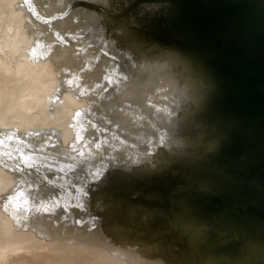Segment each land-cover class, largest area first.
I'll list each match as a JSON object with an SVG mask.
<instances>
[{"label":"water","instance_id":"1","mask_svg":"<svg viewBox=\"0 0 264 264\" xmlns=\"http://www.w3.org/2000/svg\"><path fill=\"white\" fill-rule=\"evenodd\" d=\"M0 264H264V0H0Z\"/></svg>","mask_w":264,"mask_h":264}]
</instances>
